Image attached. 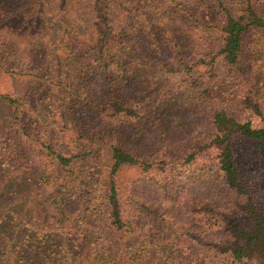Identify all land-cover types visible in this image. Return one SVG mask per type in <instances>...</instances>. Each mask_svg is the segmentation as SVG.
<instances>
[{"label":"trees","instance_id":"trees-1","mask_svg":"<svg viewBox=\"0 0 264 264\" xmlns=\"http://www.w3.org/2000/svg\"><path fill=\"white\" fill-rule=\"evenodd\" d=\"M95 1L94 34L54 16L64 73L23 72L59 116L28 118L2 95L13 117L0 122V198L45 239L11 252L14 264H264V204L246 175L264 166L262 0H122L120 28L109 0ZM219 66L237 88L226 101L213 91ZM159 71L180 85L154 89ZM179 87L206 114L203 137L186 132L182 148L158 132ZM195 161L206 174L189 184L181 167Z\"/></svg>","mask_w":264,"mask_h":264},{"label":"rangeland","instance_id":"rangeland-1","mask_svg":"<svg viewBox=\"0 0 264 264\" xmlns=\"http://www.w3.org/2000/svg\"><path fill=\"white\" fill-rule=\"evenodd\" d=\"M121 1L109 0L110 17L115 28H120L124 24ZM261 7L264 10V0L261 1ZM59 11H62V15H67V19L73 22L70 23L85 35L96 33L98 22L103 17L101 8L95 0H0V55L4 52L7 62L3 63L0 70L2 124H8L13 117L12 109L5 103L2 95L17 98L25 111H29L28 118L40 121L42 117L59 116L60 107L49 97L46 85L30 75L23 74L29 68L42 69L44 74L53 76L67 70L71 59L64 56L68 53L62 49L63 45L60 42L63 30L54 20ZM211 38L215 39L214 36ZM230 76L226 68L219 66L213 78L214 94L225 101L237 90ZM180 80L181 77L177 73L160 71L152 73L150 77L154 89L177 87L181 83ZM178 92L171 117L160 124L158 132L164 134L176 148H182L191 141L190 137H203L206 114H196L195 106L182 87H179ZM66 119L72 120V117L66 116ZM249 164L252 171L247 172V179L254 181V188L257 189L264 204V166L258 159ZM87 167L89 168L88 164ZM181 168L189 184L206 174L201 161L188 163ZM20 204L0 198V248L6 247L11 250L0 251V264H7V260L14 264L16 261L11 252L29 250L28 246L31 250L32 244L41 245L42 241H45L43 233L39 231L38 226L31 224L29 221L31 216L19 207ZM133 244H137V241ZM29 256L33 255H27Z\"/></svg>","mask_w":264,"mask_h":264}]
</instances>
